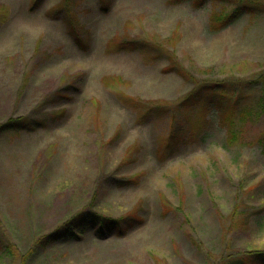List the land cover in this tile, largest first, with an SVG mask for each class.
<instances>
[{"label":"rangeland","instance_id":"obj_1","mask_svg":"<svg viewBox=\"0 0 264 264\" xmlns=\"http://www.w3.org/2000/svg\"><path fill=\"white\" fill-rule=\"evenodd\" d=\"M69 1L0 0V264H264V0Z\"/></svg>","mask_w":264,"mask_h":264},{"label":"trees","instance_id":"obj_2","mask_svg":"<svg viewBox=\"0 0 264 264\" xmlns=\"http://www.w3.org/2000/svg\"><path fill=\"white\" fill-rule=\"evenodd\" d=\"M216 2H221L222 4L225 3H231L228 0H215ZM70 1L66 0V5H69ZM245 5H241V4H237L236 7H234L231 11H217L215 9V11L212 13L211 17H210V27L211 28H217L219 26H227L229 25L231 22H233L234 20L237 19V17H239L240 14H242L245 11ZM77 39L80 43V39L81 36L77 35ZM208 90H212V88L210 87H206L203 89V91H208ZM216 90V88H215ZM197 93V92H195ZM195 93H192L191 96L192 98H194ZM201 91L198 92L197 96H195V101L198 100V97L200 96ZM226 113V118L229 120V133L232 136V138L236 137V130H235V122L233 121V114L230 111L229 116ZM27 124L26 123H11V121H8L5 124L0 125V134L5 133V132H9V131H20L22 129H27ZM86 220V218L91 219L92 221H94V223H105L106 220H103L102 218H98V216L96 215H90V214H86V215H78L77 217L73 218L72 220H70L68 223L64 224L62 227L58 228L57 230L53 231L51 234H49L46 237L45 242H40L39 244L44 247L47 248L50 245H54L55 243H59L58 241H63V240H68L71 239L73 235H75L76 233L75 231V226L80 227L81 223H83V218ZM113 223H118L119 220H113L111 221ZM100 224V225H101ZM107 224V223H106ZM2 252L3 254L7 255V254H11V252L7 249V248H2ZM260 258L263 257L264 258V253H256L255 254V258Z\"/></svg>","mask_w":264,"mask_h":264}]
</instances>
